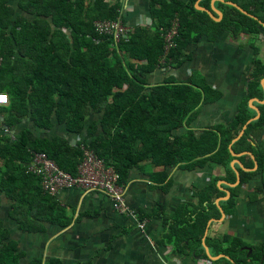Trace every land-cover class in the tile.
Instances as JSON below:
<instances>
[{
	"label": "trees",
	"instance_id": "obj_1",
	"mask_svg": "<svg viewBox=\"0 0 264 264\" xmlns=\"http://www.w3.org/2000/svg\"><path fill=\"white\" fill-rule=\"evenodd\" d=\"M195 1L154 0L151 27H132L125 39L116 42L98 34L94 22L120 19L117 3L15 0L12 4L0 0V93L9 99L8 105L0 106V117L4 118L0 122V192L14 203V209L25 204L32 210L34 203L23 192L34 191V198L43 192L40 178L26 172L33 152L46 154L72 176L83 158L80 144L71 147L60 138L34 139L28 129L17 132L11 141L10 131L28 118L37 128L46 129L56 119L70 134L85 131L83 142L125 185L130 170L145 161L162 168L182 165L187 170L207 164L221 166L225 173L221 179L234 184L236 175L230 163L235 158L230 150L235 154L250 152L258 167L253 172L237 168L240 182L227 188L231 196L221 202L226 213H230L240 187L264 174V142L255 145L264 126V104L259 105V119L248 123L243 135L231 144L255 115L248 106V99L254 96L251 87L229 123L207 127L197 135L191 123L201 106L219 99V93L194 75L182 83L148 85V76L157 68L180 67L187 58L186 48L201 37L216 41L225 31L233 36L264 31V0H223L217 4L222 12L219 22L196 10ZM199 6L209 9L210 0L200 1ZM174 21L177 33L173 46L166 48L164 38ZM253 67L255 89H261L264 63L255 60ZM91 114L99 116V121L86 127ZM180 129L185 133H176ZM238 160L246 169L254 166L249 155ZM218 180L212 178L201 190L205 198L193 210L182 204L168 219L163 208L156 207L154 216L162 218L165 227L161 244L180 243L179 253L192 245L201 248L207 222L220 217L214 200L225 193L217 188ZM57 208L52 202L51 210ZM56 217L50 222L55 223ZM23 230L36 232L34 228ZM8 236L0 224V264H18L15 242H3ZM205 243L214 256H225L211 264H264V242L247 246L240 238L221 233L206 237ZM29 264L41 261L33 259Z\"/></svg>",
	"mask_w": 264,
	"mask_h": 264
},
{
	"label": "crops",
	"instance_id": "obj_2",
	"mask_svg": "<svg viewBox=\"0 0 264 264\" xmlns=\"http://www.w3.org/2000/svg\"><path fill=\"white\" fill-rule=\"evenodd\" d=\"M106 1L110 5L119 4V20L129 30L132 27H151V4L154 0ZM188 1L190 0H182L185 3ZM200 1L202 0L194 3L196 10L197 7L204 8L199 6ZM222 2L223 0H210V8L204 9L211 16L202 12L219 22L222 12L217 4ZM10 3H15V0H10ZM229 3L232 2H226L251 17L234 3ZM184 53L187 58L180 67L157 68L148 76L147 82L149 86L182 83L194 75L197 80L203 79L211 90L219 93V99L201 106L198 116L191 123L190 128L197 135L207 127L229 123L237 114L250 87L254 96L248 99V106L255 112L252 118L259 119V105L264 104V77L259 80L261 89H255L253 62L258 60L264 63V31L256 35L240 33L237 36L225 31L216 41L201 37L189 45ZM3 120L0 117V122ZM98 121L99 116L91 114L87 118L86 127L91 122ZM26 129L34 139L60 138L71 147L80 144L81 151L83 147H87V143L83 142L85 131L80 135L70 134L56 119L46 129L37 128L29 118L24 119L15 130L10 131L11 141L17 132ZM176 133L183 134L185 130L180 129ZM261 141L264 142V135ZM236 155L238 156L232 155L235 159L230 166L235 169L244 168L238 157L245 154ZM252 159L254 161V156ZM244 169L243 171L253 172ZM224 174V169L216 165L207 164L202 168L187 170L182 165L162 168L149 161L142 162L129 172L125 194L126 213L116 211L109 197L100 193L86 194L79 188L61 190L56 195H45L42 190L45 194L42 192L36 198L34 191L23 192L34 203L32 210L31 206H24L25 204L14 209V203L0 192V224L9 235L3 242H15L16 253L19 254L18 264H29L33 259H39L41 264H211L210 262L223 257L213 255L205 243L208 236L225 233L240 238L247 246H258L264 242V174L255 175L240 187L230 213L224 212L221 202L230 198L231 193L227 188L237 186L240 177L237 184L235 173V185L223 186L228 194L220 189L225 196L214 200L220 217L211 218L207 222L201 238L202 249L192 245L193 248L179 253L178 248L183 246L180 243L161 244L165 227L162 218L154 216V212L157 206H161L169 219L182 204H189V209L193 210L205 198L201 190L214 177L219 178V185V182L224 181L221 179ZM27 186L31 184L28 183ZM22 189L27 190L28 187ZM52 202L58 207L56 210H51ZM205 206L206 203L203 202L202 207ZM55 214L57 219L55 223H51ZM65 221H68L67 225L61 226ZM139 224L143 227H139ZM23 228H34L36 232H26ZM246 249L248 251L247 247Z\"/></svg>",
	"mask_w": 264,
	"mask_h": 264
},
{
	"label": "built area",
	"instance_id": "obj_3",
	"mask_svg": "<svg viewBox=\"0 0 264 264\" xmlns=\"http://www.w3.org/2000/svg\"><path fill=\"white\" fill-rule=\"evenodd\" d=\"M177 22L165 35L166 48L173 46L172 38L177 33ZM95 31L107 35L114 41L127 37L129 28L119 19L98 20L94 22ZM1 62V58H0ZM7 94L0 93V106L8 105ZM83 158L77 166L76 175L61 170L58 165L44 153H32V160L27 165L28 173L40 178L42 190L49 195H56L61 190L79 188L84 193H100L111 199L116 211L126 213V185L120 183L118 173L112 167H106L103 160L98 158L88 147H83ZM139 227H143L139 224Z\"/></svg>",
	"mask_w": 264,
	"mask_h": 264
},
{
	"label": "water",
	"instance_id": "obj_4",
	"mask_svg": "<svg viewBox=\"0 0 264 264\" xmlns=\"http://www.w3.org/2000/svg\"><path fill=\"white\" fill-rule=\"evenodd\" d=\"M220 1H221V0H220ZM229 4H230V5H234V4H232V3H229ZM197 9H198V10H201V11H205V12H207V13L210 15V13H209L206 9H204V8L197 7ZM210 16H211V15H210ZM256 102H258V101H256ZM254 109H255L257 115H259V111H258L255 107H254ZM256 118H257V117H256ZM254 120H255V118H252V119H250L249 121H247L246 124H248V123H250V122H252V121H254ZM2 127H3V128H6L5 124H2ZM245 128H246V125L243 126L242 130L240 131V133L238 134V136L232 141V143H233L234 141H236L238 138H240V137L242 136V134H243ZM263 135H264V126H263V129H262V131H261V133H260V135H259L257 141L255 142V144H259V143H260V141H261ZM231 153H232V152H231ZM243 154H248L251 158H253V155H252L251 153H248V152H247V153H243ZM232 155H233V156H238V155H236V154H234V153H232ZM235 162H236V164H238V166L240 165L238 161H235ZM254 165H255L254 168L249 169L250 171H254V170H255V168L257 167V165H256L255 162H254ZM240 167H241V165H240ZM232 168L234 169V171H235V173H236V175H237V181H236V183L238 184V181H239L238 172H237V170H236L234 167H232ZM241 168H242V170H245L243 167H241ZM223 184L226 185V186H228V187H232V186L235 185V184H228V183H226V182H223ZM224 192H225L226 194H228V192H227L226 190H224ZM221 199H224V198H221ZM248 252H250V248H248ZM219 257H224V255H219L218 258H219ZM210 258H211V257H210ZM212 259H214V258H212Z\"/></svg>",
	"mask_w": 264,
	"mask_h": 264
},
{
	"label": "rangeland",
	"instance_id": "obj_5",
	"mask_svg": "<svg viewBox=\"0 0 264 264\" xmlns=\"http://www.w3.org/2000/svg\"><path fill=\"white\" fill-rule=\"evenodd\" d=\"M232 168V167H231ZM237 169V168H236ZM232 170L234 171V169L232 168ZM234 173H235V171H234ZM223 182H225V181H221V182H219L220 184L218 185V183L216 184V186H217V188L218 189H224L223 188V186H224V184H223ZM227 183V182H226ZM225 190V189H224Z\"/></svg>",
	"mask_w": 264,
	"mask_h": 264
}]
</instances>
